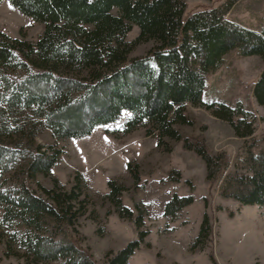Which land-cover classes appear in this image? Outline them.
<instances>
[{"label": "trees", "instance_id": "16d2710c", "mask_svg": "<svg viewBox=\"0 0 264 264\" xmlns=\"http://www.w3.org/2000/svg\"><path fill=\"white\" fill-rule=\"evenodd\" d=\"M7 2L43 27L35 41L11 37L0 30L1 223L18 220L26 227L37 228L50 217L63 225L66 236L68 216L74 213L71 209L78 197L76 183L69 190L40 187L47 200L25 182L27 173L48 174L60 154L57 149L46 152L32 134L25 137L23 149L27 152L26 173L16 178L11 164L20 151L16 148L19 141L12 135L21 139L26 124L47 126L56 138L77 139L127 111L122 132L142 125L146 136L155 134L159 146L166 147L164 136L180 140L183 149L203 160L208 182L226 167L228 156L225 152L212 153L201 132L188 137L173 128V123L189 122L183 113L184 104L209 109L230 124L235 136L253 134L251 109L201 97L209 71L218 67L226 52L235 49L241 55L261 59L262 68L250 89L255 102L264 105V23L251 27L227 18L236 0L189 12L185 0ZM132 25L138 28V34L127 42L125 35ZM149 39L152 45L143 55H128L135 43ZM19 113L24 114L17 118ZM24 118L29 122L24 123ZM248 153L244 158L246 172L227 171L225 185L232 186L228 195L240 204L264 207V154ZM132 175L138 179L135 171ZM79 176L75 172L72 179L78 181ZM107 184L110 198L122 189L112 179ZM192 200L191 194L173 192L163 205V214L173 216ZM121 209V216L131 215L127 207ZM133 221L141 225L140 213ZM209 229L204 213L194 243ZM147 232L139 230L135 238L110 253L105 264H127ZM22 236L23 247L35 259L61 257L65 264H95L69 234L63 242L28 232ZM209 258L211 264H216L211 253Z\"/></svg>", "mask_w": 264, "mask_h": 264}, {"label": "rangeland", "instance_id": "374dc122", "mask_svg": "<svg viewBox=\"0 0 264 264\" xmlns=\"http://www.w3.org/2000/svg\"><path fill=\"white\" fill-rule=\"evenodd\" d=\"M222 1L185 0V10L216 6ZM225 16L251 27L262 25L264 0H236ZM42 27L41 22L22 14L7 0H0V30L7 35L35 41ZM137 34L138 28L132 25L125 40L130 42ZM151 45L152 40H141L132 46L128 55H143ZM261 68L258 56L241 55L231 49L222 56L218 67L209 71L201 96L204 101L239 103L244 109H251L254 126L251 136H235L226 120L190 103H185L183 110L189 122L172 125L181 136L191 137L201 132L212 153L227 154L226 167L211 182L207 180L203 160L193 151L183 149L180 140L164 136L166 147L159 146L155 134L146 136L142 125L122 132L127 111H122L115 121L96 126L77 139L56 138L47 126L36 122L25 125L21 134L24 138L11 134L19 141L16 148L20 152L11 164L16 178L26 173L27 152L23 149L25 137L32 134L35 143L46 152L57 149L60 154L48 174L36 172L30 176L27 173L25 182L47 200L40 187L69 190L76 183L80 203L74 200L71 209L74 213L67 214L66 236L63 225L50 217L37 228L26 227L18 220L0 221V264H65L61 257L35 259L22 245L25 232L54 242L65 241L69 234L95 264H105L106 257L135 238L139 230L148 232L127 264H211L209 253L216 264H264V207L240 204L228 195L232 186L225 185L227 171L246 172L244 158L248 152L264 154V105L255 102L250 89ZM27 122L29 118H24V123ZM132 171L137 173V180ZM75 172L80 173L78 181L72 179ZM108 179L122 188L113 198L107 195ZM173 192L191 194L193 200L173 216L164 215L163 205ZM122 206L130 209L129 217L121 216ZM137 213L142 217L139 226L133 221ZM204 213L210 229L203 231L194 243Z\"/></svg>", "mask_w": 264, "mask_h": 264}]
</instances>
